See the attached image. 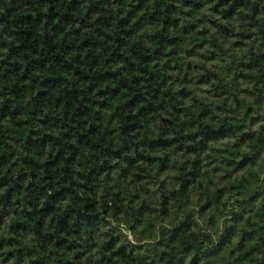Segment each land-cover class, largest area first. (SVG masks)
<instances>
[{"label":"trees","instance_id":"obj_1","mask_svg":"<svg viewBox=\"0 0 264 264\" xmlns=\"http://www.w3.org/2000/svg\"><path fill=\"white\" fill-rule=\"evenodd\" d=\"M0 264H264V0H0Z\"/></svg>","mask_w":264,"mask_h":264}]
</instances>
